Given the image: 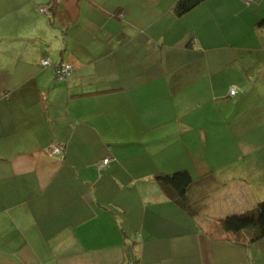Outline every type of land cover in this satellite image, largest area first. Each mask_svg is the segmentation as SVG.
<instances>
[{"label":"crops","instance_id":"0c3cea01","mask_svg":"<svg viewBox=\"0 0 264 264\" xmlns=\"http://www.w3.org/2000/svg\"><path fill=\"white\" fill-rule=\"evenodd\" d=\"M177 2L17 0L0 48V264H264V239L249 230L240 245L220 226L264 201V0H206L181 16ZM179 52L208 62L180 72L177 91L193 88L207 109L241 94L225 129L239 142L213 162L163 147L167 85L153 83ZM43 59L72 75L56 81ZM201 104L179 106L170 133L223 141ZM179 170L194 178L195 215L157 182Z\"/></svg>","mask_w":264,"mask_h":264},{"label":"rangeland","instance_id":"374dc122","mask_svg":"<svg viewBox=\"0 0 264 264\" xmlns=\"http://www.w3.org/2000/svg\"><path fill=\"white\" fill-rule=\"evenodd\" d=\"M242 1V0H241ZM243 2V1H242ZM244 3V2H243ZM245 4V3H244ZM247 5V4H245ZM45 7V6H44ZM43 8V7H40ZM18 9L17 6V0H0V48H1V41L4 40L6 37V26H10L12 28L14 26V22L18 17V13H15V11ZM152 55V54H151ZM150 55V56H151ZM164 56V54H163ZM152 57V56H151ZM154 59V58H153ZM151 58V61H144L143 63L145 65H150V71L154 70V64L157 65V61H154ZM45 59L41 60V66L43 68L51 67L53 68L55 64L48 63L47 65H44ZM207 62H208V56L200 55V53H175L174 58L170 56L169 60H163V67H159V69H163L166 72V76L158 78L154 85L159 87V91L161 89V85L163 84V81L166 83L167 87L163 89V96L161 93H159V100L163 101L161 103V106H163V110L161 111V115H159V118L163 120V132L166 133V139L163 140V147H166V155H169V159H176V161L179 160H185L183 157V153L186 152V147L193 150L194 155H200V156H206L208 150L209 157L207 154V157L210 159L211 162H213L215 159H218L214 155H218L221 157V150H225L227 148L235 149L236 144L239 142L238 138L232 137L230 134H226V126L228 124H231V121H229L228 118L232 116V113L234 112L233 106L230 103H234L236 99H225L220 98L217 99V101L222 103L221 105H218V107L209 106L207 109L205 106L207 104L204 103L201 96H198V93L194 91L193 88H182L180 91H177L178 83H181L183 81H187L186 76H181L180 72L184 71L186 72L188 68H207ZM160 64V62H159ZM71 65V64H70ZM155 65V66H156ZM72 66V65H71ZM158 67V66H156ZM178 72V76H177ZM161 75V71H160ZM149 77L150 80H153ZM242 91L243 88H242ZM183 96L185 103L180 102V98ZM194 97L193 100L191 98ZM196 98V100H195ZM197 100L202 103V109L200 111H197V114H200L201 122H204L202 126L205 128L207 126L208 130L210 129V126H208L207 122L205 121L207 118H209L213 123L211 128H215V132L217 134H221L223 136V141L220 142L217 141H209V142H203V141H197L196 139L193 140L190 138L192 134L195 135V133H190V135H178V134H171L170 132L175 130L176 128H179L180 124L176 122L175 114L179 106H183L184 108H190L192 107V103H197ZM205 105H204V104ZM204 105V106H203ZM212 116V117H210ZM228 116V117H227ZM225 119V120H224ZM206 124V125H205ZM201 125L199 127H202ZM176 132V131H175ZM195 132V131H194ZM213 132V131H212ZM164 138V136H163ZM226 139V140H224ZM236 139V140H234ZM208 143L210 144V147L208 148ZM99 164H97L98 166Z\"/></svg>","mask_w":264,"mask_h":264},{"label":"trees","instance_id":"16d2710c","mask_svg":"<svg viewBox=\"0 0 264 264\" xmlns=\"http://www.w3.org/2000/svg\"><path fill=\"white\" fill-rule=\"evenodd\" d=\"M206 0H178L174 7V12L177 16H181L188 11L192 10L202 2ZM48 13H42L48 15ZM264 24V23H262ZM65 62H59L62 64ZM57 64V63H56ZM74 70V69H73ZM54 79L58 82H64L70 78L59 80L52 68ZM157 182L163 189L165 195L176 203L181 209L188 212L190 215H195L198 210L197 207H192L190 202L187 200V190L194 181L192 175L186 170H179L171 174H160L156 177ZM192 208L194 210H192ZM220 226L223 232L231 234L233 242L243 245L245 244V232L252 231L251 236L247 241L255 243L264 239V201L259 202L254 209L239 215H232L224 218L220 222Z\"/></svg>","mask_w":264,"mask_h":264},{"label":"built area","instance_id":"2783aa9c","mask_svg":"<svg viewBox=\"0 0 264 264\" xmlns=\"http://www.w3.org/2000/svg\"><path fill=\"white\" fill-rule=\"evenodd\" d=\"M61 0H56V2H60ZM245 4H250L253 0H242ZM39 11L41 13H48V7H43V8H39ZM48 63H51L49 59H45L44 65H47ZM53 64V63H52ZM54 73L56 75V77L59 80H63V79H67L72 71H73V67L68 64V63H62V64H55V66L53 67ZM237 90L235 88H231L229 91V96L233 97L237 94ZM54 153H60L61 149L59 147H55L52 150ZM98 168L99 169H104L108 164H109V158H104L103 160H101L98 163Z\"/></svg>","mask_w":264,"mask_h":264}]
</instances>
